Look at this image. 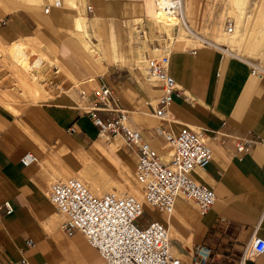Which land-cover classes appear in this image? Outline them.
Here are the masks:
<instances>
[{"label":"crops","instance_id":"0c3cea01","mask_svg":"<svg viewBox=\"0 0 264 264\" xmlns=\"http://www.w3.org/2000/svg\"><path fill=\"white\" fill-rule=\"evenodd\" d=\"M0 1L6 4L4 0ZM80 1L73 0L76 5ZM88 1L95 14L101 17L114 15L118 18L140 12L139 6L128 0ZM75 4L62 0L61 5L51 6L46 13L44 8L7 5L6 14L0 19V40L8 43L10 53L14 48L21 69L20 49L29 52L33 61L41 59L44 66L53 34L59 39L57 28L70 26L71 38L61 35V39L65 44L77 46L80 59L90 70L89 75L81 80L69 65L53 56L58 66L54 72L64 69L70 81L63 82L55 74L49 84L70 88L74 86L73 82L81 80L79 88L85 89L91 97L100 85H109L113 103L129 112V122L140 128L157 148L160 143H165L163 130L177 132L186 125L209 133L223 129L259 138L260 141L242 157L230 154L233 143L224 146L215 141L214 159L194 169L193 176L211 185L216 193L215 202L204 214L198 212L194 201L184 198L177 200L170 214L158 210L169 226L173 249L184 254L183 264H192L200 247L208 251L206 264H239L252 239L255 236L264 238V76L253 74L250 63L244 58L231 55L227 59L218 48L209 44L174 49L170 71L181 90L174 93L169 116H156L151 105L156 98L134 67L109 63L110 60H122L119 38H113L107 47L99 18L90 24L86 22L85 26L81 18L84 15L73 19ZM152 4V0H146L150 16ZM89 26L98 41L91 37ZM193 48H197L196 52H192ZM35 50H40L45 60ZM140 52V49L136 50L135 60L140 62L145 74L146 64L142 62L146 58ZM31 88L35 97L43 96V90L41 93ZM155 90L158 94L161 92L159 88ZM1 96L16 97L9 90L0 91ZM86 103H81L80 99L74 101L70 95L58 91L50 98L27 104L18 113L0 105V264L23 261L27 264H97L100 261L98 250L81 231L76 230L73 234L65 231L62 226L64 214L48 196L51 177L66 176L69 171L68 164L55 162L58 155L74 166L87 159L85 151L105 168L108 175L115 177L96 159L94 152L115 161L112 153L121 144V138H118L121 136L110 143V148L103 143L107 138L105 134L101 133L96 139L99 129L81 108ZM66 147L78 149L72 155L73 159L65 152L61 153L60 150L64 151ZM129 148L133 150L136 165L138 150L130 145ZM28 154H33L34 158L26 164L22 158ZM84 182L93 191L100 188L106 192L112 188H105L90 178ZM244 264H264V251L246 257Z\"/></svg>","mask_w":264,"mask_h":264},{"label":"built area","instance_id":"2783aa9c","mask_svg":"<svg viewBox=\"0 0 264 264\" xmlns=\"http://www.w3.org/2000/svg\"><path fill=\"white\" fill-rule=\"evenodd\" d=\"M154 1L157 21L170 24L175 18H183V0ZM61 4L62 0H54L46 3L44 10L49 12L51 6ZM86 9L93 11L94 7L89 3ZM227 28L229 31L234 29L232 21L227 24ZM196 49L193 48L192 52H196ZM172 50L170 44L165 43L158 55L144 52L146 79L158 85L161 91L156 96V102L151 101L152 112L165 118L169 116L174 93L181 90L170 71ZM250 65L253 74L264 76L262 65ZM78 92L81 103L87 101L81 108L88 113L100 134L105 133L107 138L120 135L128 145L137 148L135 174L141 183L143 197L120 192L117 188L97 194L75 175L54 179L48 186V196L66 216L63 228L68 234L79 230L85 235L99 252L100 261L97 264H183V257L174 252L165 221L157 217L141 220L146 204L161 212L172 213L177 199L184 198L194 201L198 212L204 214L215 202L216 193L211 185L193 176L194 169L214 159L215 141L224 146L233 143L230 154L242 157L260 141L259 138L223 129L209 133L190 125L177 132L163 130L165 146L171 150V156L166 161L144 132L129 122V112L113 103L109 85H100L94 97L85 89H79ZM32 158L34 155L28 154L22 160L27 164ZM5 203L11 208L8 201ZM28 242L32 243V239ZM263 251L264 238L255 236L239 264H244L246 257ZM208 259V251L200 247L192 264H206Z\"/></svg>","mask_w":264,"mask_h":264},{"label":"rangeland","instance_id":"374dc122","mask_svg":"<svg viewBox=\"0 0 264 264\" xmlns=\"http://www.w3.org/2000/svg\"><path fill=\"white\" fill-rule=\"evenodd\" d=\"M53 1L54 0H4L6 3L5 5L0 1V19L5 16L7 5L17 7L21 4V6L26 8H44L46 3ZM128 1H131L135 6H139L140 12L129 16L123 15L118 18L114 15L101 17L95 14L94 9L93 11H87L86 6L89 4L88 0H82L78 5H76L73 0H67V3L75 4L77 6L74 8L75 13L73 14V19L75 16L84 15L81 18L83 19L85 26L86 22L90 24L93 20L99 18V22L102 26V36L105 39L107 47L112 43L111 41L113 38H119L122 60H110L109 63L121 66L128 65L131 69L134 67L136 74H138L142 81L150 87V92L154 98H156L158 94L155 89H158L159 86L146 79V72L144 74L140 62L138 63V60H135V52L137 49H140L141 51L139 54L146 52L150 55H158L162 51V46H164L165 43L168 45L170 44L173 50L189 46L209 44L218 48L221 54L225 55L227 59L231 55L238 56L244 58L250 64L256 63L264 67V0H191L192 8L188 20L190 27L196 35L191 34L182 23L180 26H170L158 23L155 19L153 4L152 16L147 13L145 6L146 0ZM230 21L234 24V29L232 31H229L227 28V24ZM69 27L65 26L61 29L57 28V31L60 32L59 39L53 34L52 43L48 44L49 57H46L44 66L42 65L40 68H33L32 70L23 65L24 58L21 60V69L18 57L14 55V48H11L10 53V47L7 48L8 43H3L0 40V91L4 92L9 90L16 96H1L0 105L2 107L7 108L13 113H18L22 111L27 104H34L40 100L47 99L48 97L50 98L52 94L55 95L58 91H61L65 95H70L74 101L79 99L78 90L80 89V81L89 75L90 70L80 59V56L77 53V46H74L73 44H65L61 39L63 37L71 38V34L68 32ZM139 27L141 30H139ZM89 28L91 37L95 41H98L97 35L90 26ZM84 35L86 34L84 33ZM55 37L57 38V41L55 40ZM155 46L159 47V49H152V47ZM222 49H225L226 52ZM96 50V47H94V52H96ZM35 51L45 60L44 56L40 53V50ZM108 53H111L109 49ZM29 54L30 53L27 55L30 60L31 56H29ZM53 56H58L62 59V61L69 65L79 75L81 80L73 82L74 86L70 88L65 86L56 88L57 84H49L50 78L55 74H58L59 77L57 78L63 80V82L70 81L68 80L70 78L63 72V66L58 60L56 63L59 65L60 69H63V71L57 73L54 72V69L58 68V66L55 64ZM142 63L145 65L146 61ZM29 86L36 88V90L41 93V90H43V96L40 98L35 97L31 90L32 88ZM100 136L101 134L99 133L96 139H99ZM118 138H121V144L118 146V149L112 153L115 158L113 160L115 161H111L110 159L112 158L110 156L108 157L107 155L94 152L96 159L105 164L108 170L116 178L108 175L107 171L100 163L82 150L88 157L86 160L80 161L74 166L65 162L58 155L55 162H59L60 165L68 164L69 171L66 176L63 174L61 177L53 176L51 177V180L66 179L69 176L75 175L83 181L86 178H90L92 181H98L105 188L112 186V188L109 187V190L117 188L118 191L120 190V192H122L124 189L126 192L132 194L138 191L142 192V186L135 174L136 165H134L135 163L132 157L133 150L129 148V145L124 139H122V137ZM114 139H116V137L106 138L103 143L107 148H110V143L114 141ZM158 149L162 153L163 151L168 150L169 147H166L163 142L159 144ZM60 151L61 153L65 152L69 155L68 157H71L75 151H78V149H70L66 147L64 151ZM71 158L73 159V156ZM124 164H126L128 168L126 166L124 167ZM97 189L98 188L94 191L95 193H104L98 192ZM142 194L140 196L135 195L142 198ZM153 212H156V214H153ZM153 216L162 220L159 216V211L146 204V210L141 220L146 221ZM62 218L66 219V216L62 215ZM174 252L178 255L184 256V254L181 253V250H174Z\"/></svg>","mask_w":264,"mask_h":264},{"label":"bare ground","instance_id":"6f19581e","mask_svg":"<svg viewBox=\"0 0 264 264\" xmlns=\"http://www.w3.org/2000/svg\"><path fill=\"white\" fill-rule=\"evenodd\" d=\"M184 2H183V18H179V19H177V18H175L174 19V22H171L170 24H165V23H162V22H159V21H157L158 23H161V24H164V25H170V26H176L175 25V23H177V26H180V24L182 23L183 24V26L191 33V34H193V35H196V33L193 31V29L190 27V25H189V20H188V18H189V15H190V13H191V8H192V1L191 0H183ZM152 3H153V6H154V12L156 13V3H155V1L153 0L152 1ZM44 12H45V10H44ZM46 13V12H45ZM201 37V36H200ZM152 49H159V47H157V46H155V47H152ZM19 50V49H18ZM29 52H26L24 49H20V52H19V55L22 57V58H24V63H23V65L25 66V67H29V69H33V68H39V67H41L42 66V64H43V61L41 60V59H35L34 61H33V57H31V59L29 60V58H28V54ZM146 69H147V67H146ZM147 73V72H146ZM102 134H105V133H102ZM122 137V136H121ZM123 138V137H122ZM169 154H171V150L170 149H168V150H165V154H162L163 155V158H164V160H169V158H170V156H169V158H165L167 155H169ZM137 177V176H136ZM138 179V178H137ZM139 181V180H138ZM139 183H140V181H139ZM140 185H141V183H140ZM97 191L98 192H102V190L100 189V188H98L97 189ZM94 192V191H93ZM142 192H143V190H142ZM103 194V193H102ZM134 194H137L138 196H140L139 194H141V192L139 193V191L138 192H136V193H134ZM143 197V196H142ZM178 199H180V198H178ZM177 199V200H178ZM177 202V201H176ZM166 214H170V213H166ZM168 226V225H167ZM168 228H169V226H168ZM169 233H170V235H171V232H170V229H169Z\"/></svg>","mask_w":264,"mask_h":264}]
</instances>
